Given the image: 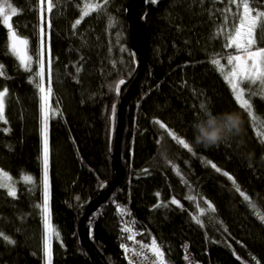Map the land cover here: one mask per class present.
Instances as JSON below:
<instances>
[{
	"label": "trees",
	"instance_id": "obj_1",
	"mask_svg": "<svg viewBox=\"0 0 264 264\" xmlns=\"http://www.w3.org/2000/svg\"><path fill=\"white\" fill-rule=\"evenodd\" d=\"M85 1L93 3L53 0L51 13L47 0L43 5V40L50 39L42 54L44 73L51 82V104L59 110L48 130L52 264H97L82 245L79 224L101 185L115 177L110 147L111 112L120 97L115 85L121 77L132 82L138 73L128 50L127 0H109L104 11L87 16ZM250 3L264 11V0ZM0 5L17 9L11 30L38 53L39 0H0ZM242 11L231 0H152L142 10L147 66L127 108L125 175L90 216L91 238L109 264H130L121 246L129 228L147 246L155 240L162 264H184L186 242L200 264H264V141L259 136L264 98L247 91L252 112L242 108L223 65ZM111 15L123 46L114 40ZM11 30L0 19V91L8 90L5 120L0 119V176L10 180L9 185L0 179V264H47L38 66L25 70L12 54ZM256 39V47L264 48V32L258 29ZM206 109L239 113L241 135L212 147L195 144L193 124ZM159 120L192 150L164 135ZM12 188L16 197L8 195ZM199 206L210 213L202 214Z\"/></svg>",
	"mask_w": 264,
	"mask_h": 264
},
{
	"label": "snow or ice",
	"instance_id": "obj_2",
	"mask_svg": "<svg viewBox=\"0 0 264 264\" xmlns=\"http://www.w3.org/2000/svg\"><path fill=\"white\" fill-rule=\"evenodd\" d=\"M45 0H39L41 5L40 17H41V46L43 50V35H44V5ZM108 3V0H104L103 4L97 3L95 5H89L91 11L102 12L105 10V5ZM231 3H236L237 8L243 9L239 17V26L234 28V34H230L228 47L235 46V48L240 51H243V55H235L227 58L228 65L231 66L230 71L225 74V79L231 85V89L235 94V100L238 104L244 108L251 110L252 105L249 99L244 97V89L241 87V84L248 82L250 85H258L261 88V97L264 98V48L257 47L256 50H253L254 46L257 45L256 32H264V11H258L251 7L250 0H240V3H237V0H231ZM53 0H47V12L51 13L54 8ZM255 13V14H253ZM17 9L9 6L6 10L4 5H0V19H2L3 24L7 26L8 29H13V25L10 22L12 16L17 15ZM88 11L84 12V15L87 16ZM48 27L50 28V20L47 21ZM77 25L81 23L78 19L75 22ZM28 44L27 39H23L16 31H11V52L17 56L20 60V63L24 66L25 70L31 71L29 66L30 57L27 55L26 46ZM50 55V49H49ZM214 64H219V60L213 61ZM39 72L35 73V77H42L44 75V62L41 60L39 62ZM223 70V68L221 69ZM49 76H50V60H49ZM124 80L119 81V85L124 84ZM119 85L116 87V91L119 92ZM39 92L42 94L41 99L43 101L42 111H43V191L44 199L42 205V213L44 217V226L47 230V236L45 239L44 245V255L47 259V264H52L51 262V240L54 233L53 226L50 221V181H49V134H48V119H49V96L50 90H46L42 83H37ZM7 89L0 91V119H3L5 111V97L7 95ZM250 95H256V93H250ZM201 108L205 106L200 105ZM114 111V108H113ZM161 128H166V125L160 124ZM173 139H178L174 134H171ZM178 143L183 146L184 149L191 151L189 143L183 139H178ZM216 171H220L215 164L211 165ZM227 176L228 174L225 173ZM25 181H32V177L25 176ZM8 195L11 197H16L17 192L14 188L8 191ZM173 204H178L176 200H172ZM211 208V205H209ZM214 210V209H213ZM201 213L204 212V209L200 210ZM197 223H200L199 217L196 218ZM264 222V220H262ZM7 239V238H5ZM14 243V241H9ZM125 251H128L125 248ZM151 251L155 254V257H161L162 252L159 247L156 245L155 240L152 241ZM135 255L144 256L143 247L141 251L135 252ZM154 257V258H155ZM146 258V257H145Z\"/></svg>",
	"mask_w": 264,
	"mask_h": 264
},
{
	"label": "water",
	"instance_id": "obj_3",
	"mask_svg": "<svg viewBox=\"0 0 264 264\" xmlns=\"http://www.w3.org/2000/svg\"><path fill=\"white\" fill-rule=\"evenodd\" d=\"M147 0H128L125 5V18L128 23L129 30V47L130 53L134 60V64L138 69V73L132 82L127 78H120L117 81L119 85L120 80H124L125 83L119 85V92L117 94L121 97L113 104L111 113V134L110 142L114 146L112 149V169L115 172V177L109 183L105 182L101 186L99 194L88 204L83 217L79 224V234L82 245L97 262V264H109L105 255L96 247L95 243L91 240V220L90 216L96 212L103 203L107 201L109 196L114 191V188L124 178L125 169L122 163L121 156V140L125 125V115L128 103L130 102L133 92L135 91L138 82H140L143 73L147 66V55L145 51V45L147 43L146 31H145V16H141L142 10L147 5ZM127 88V89H125ZM126 90L122 95L123 90ZM114 108V111H113Z\"/></svg>",
	"mask_w": 264,
	"mask_h": 264
},
{
	"label": "rangeland",
	"instance_id": "obj_4",
	"mask_svg": "<svg viewBox=\"0 0 264 264\" xmlns=\"http://www.w3.org/2000/svg\"><path fill=\"white\" fill-rule=\"evenodd\" d=\"M128 1V0H127ZM149 1H152V0H149ZM86 3H89V2H87V1H85ZM92 4L91 3H89L88 4V6L85 8V11H88L89 13H96V11H91V9L89 8V5H95V4H97V3H100V4H103V2H104V0H92ZM110 4V1L108 0V3L105 5V8H107L108 6H110L109 5ZM109 12H112L113 13V11L112 10H110ZM253 14H255V13H253ZM112 16V15H111ZM112 19L114 20V26L112 27V32H113V37H114V40L116 41V42H119L122 46H123V44H122V42H123V39H124V36H123V34L120 36L119 35V31H120V29H119V26H118V21L115 19V16H112ZM11 22V21H10ZM12 31V30H11ZM145 31H146V24H145ZM19 36V35H18ZM21 37V36H20ZM21 38H23V39H26V38H24V37H21ZM50 45V39H44L43 40V50H42V46H40V48H39V52L37 53V50H36V54H32L31 53V49H30V47H29V44H27V46H26V51H27V55L31 58L30 59V61H29V66H30V69H35L37 66H38V69H37V71L39 72V62L42 60H44V58H43V56H42V54H43V51H44V49L46 48V47H48ZM10 46H11V33H10ZM130 46V45H129ZM146 46V45H145ZM256 46H254V48H253V50H256ZM128 50H129V52H130V48H128ZM145 50H146V48H145ZM244 53H243V51L242 50H240V51H238L236 48H235V46H232V49H231V52L228 54V56H227V58L228 57H230V56H235V55H243ZM36 55V56H35ZM227 58H226V60H227ZM19 59V58H18ZM34 59L36 60V66L34 67L33 65H34V63H33V61H34ZM224 64V66H225V64H226V66H225V70H224V73L226 74L228 71H230V69L228 68V66H227V64L228 63H225V62H223ZM22 65V64H21ZM22 67L24 68V66L22 65ZM38 83H42L43 84V86L45 87V89L46 90H50V96H49V105H48V107H49V119H48V130L50 129V124H51V118H53V117H57V115H58V109L56 108V107H54L52 104H51V92H52V88H51V82H50V79L46 76V74L44 73V75L42 76V77H38ZM140 82H138V84H139ZM117 84V83H116ZM241 87L244 89V97H245V99H248V97L246 96V92L247 91H250V92H256V93H261V88L258 86V85H250L248 82H244L243 84H241ZM115 91H116V85H115ZM117 93V92H116ZM118 95V94H117ZM122 95H123V93H122ZM119 96V95H118ZM119 99H120V97H119ZM116 102V101H115ZM114 102V103H115ZM129 104V103H128ZM127 108H128V106H127ZM250 112H252L251 110H250ZM112 113V112H111ZM126 113H127V109H126ZM4 115H5V111H4ZM42 115H43V111H42ZM43 117V116H42ZM3 119L5 120V116H3ZM125 119H126V115H125ZM126 122V121H125ZM158 123H159V126H160V124H164L162 121H158ZM164 125H166V124H164ZM161 128V127H160ZM124 129H125V125H124ZM161 129H163V131L165 132V134L164 135H166V136H169V137H171L172 139H173V137H172V135L171 134H174L168 127H167V125H166V128H161ZM111 134V133H110ZM123 134H124V131H123ZM175 135V134H174ZM176 136V135H175ZM259 136H260V138H262V140L264 141V126H262V128H260V131H259ZM177 137V136H176ZM178 138V137H177ZM178 139H181V138H178ZM178 139H173L174 141H176L177 143H178ZM122 140H123V136H122ZM122 140H121V156H123V154H122V152H123V149H122ZM179 144V143H178ZM180 145V144H179ZM181 147H183L182 145H180ZM110 147H111V151H112V149H113V147L114 146H112L111 145V142H110ZM113 154V153H112ZM122 163H123V159H122ZM123 165H124V163H123ZM218 168V167H217ZM124 169H125V166H124ZM220 169V168H219ZM114 171V170H113ZM1 172H3V171H1ZM221 174H223L231 183H235L234 182V180H233V178L231 177V175H229L227 172H225L224 170H221L220 169V171H219ZM225 173H227L228 175L226 176L225 175ZM125 175V174H124ZM31 177V176H30ZM0 179L3 181V182H8L9 183V185H10V180H9V178L7 177V176H5V175H3V174H1V176H0ZM50 181V180H49ZM105 183V182H104ZM102 186V185H101ZM50 193H51V184H50ZM193 207H195V206H193ZM201 208L202 209H204V212L202 213V214H205V215H207V214H209L210 212H208V209L205 207V208H203V207H201V206H199V211L201 210ZM201 212V211H200ZM211 217V216H210ZM50 218V217H49ZM264 219V218H263ZM50 221H51V219H50ZM204 223V222H203ZM137 236H135L134 235V232H133V230L131 229V228H129V230H127V232H125V234H123V236H122V248L123 249H125V247L127 246V245H130V244H134L135 242H137ZM138 242H140L139 240H138ZM140 243H142V242H140ZM142 244H145V243H142ZM146 245V244H145ZM150 245V248H148L149 249V251L151 252V253H153L152 251H151V247H152V243L151 244H149ZM156 245L159 247V249L161 250V248H160V246L156 243ZM161 252H162V250H161ZM154 254V253H153ZM159 259L162 261V263H164V259H163V256H161V257H159ZM182 260H183V251H182Z\"/></svg>",
	"mask_w": 264,
	"mask_h": 264
},
{
	"label": "clouds",
	"instance_id": "obj_5",
	"mask_svg": "<svg viewBox=\"0 0 264 264\" xmlns=\"http://www.w3.org/2000/svg\"><path fill=\"white\" fill-rule=\"evenodd\" d=\"M242 130L243 121L239 113H214L211 109H206L193 124L194 142L204 147H212L240 136Z\"/></svg>",
	"mask_w": 264,
	"mask_h": 264
},
{
	"label": "built area",
	"instance_id": "obj_6",
	"mask_svg": "<svg viewBox=\"0 0 264 264\" xmlns=\"http://www.w3.org/2000/svg\"><path fill=\"white\" fill-rule=\"evenodd\" d=\"M142 247L144 250V256L142 257L135 255V252L141 251ZM125 248H127L128 251L123 249V252L126 255L128 261H130L132 264H161L157 257H155V254L149 251V247L138 242V240L134 244L127 245ZM182 251L184 264H200L189 245H185Z\"/></svg>",
	"mask_w": 264,
	"mask_h": 264
},
{
	"label": "bare ground",
	"instance_id": "obj_7",
	"mask_svg": "<svg viewBox=\"0 0 264 264\" xmlns=\"http://www.w3.org/2000/svg\"><path fill=\"white\" fill-rule=\"evenodd\" d=\"M149 0H147V2H148ZM142 16V15H141ZM144 16V15H143ZM41 44V43H40ZM39 44V45H40ZM33 63H34V67L37 65L36 64V60L34 59V61H33ZM122 78V77H121ZM124 78V77H123ZM57 117H53V118H51V121H53V120H55ZM42 128H43V123H42ZM42 130V129H41ZM110 140H111V138H110ZM4 173H7V172H5V171H3ZM118 187V186H117ZM117 187H115L114 188V190L117 188ZM127 230H125V232H126ZM79 236H80V234H79ZM90 237H91V232H90ZM91 240L93 241V239L91 238ZM94 242V241H93ZM185 245H189V243L188 242H186L184 245H183V247H182V249L185 247ZM190 246V245H189ZM149 248H150V245L148 246ZM125 259L128 261V259L126 258V255H125ZM130 264H132L130 261H128Z\"/></svg>",
	"mask_w": 264,
	"mask_h": 264
},
{
	"label": "crops",
	"instance_id": "obj_8",
	"mask_svg": "<svg viewBox=\"0 0 264 264\" xmlns=\"http://www.w3.org/2000/svg\"><path fill=\"white\" fill-rule=\"evenodd\" d=\"M159 258V257H158ZM160 260V259H159ZM162 264V263H161Z\"/></svg>",
	"mask_w": 264,
	"mask_h": 264
}]
</instances>
